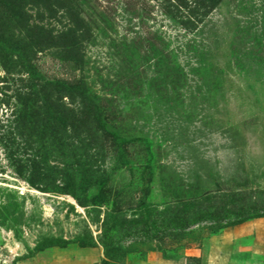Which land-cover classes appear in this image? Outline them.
Listing matches in <instances>:
<instances>
[{"label":"rangeland","instance_id":"rangeland-1","mask_svg":"<svg viewBox=\"0 0 264 264\" xmlns=\"http://www.w3.org/2000/svg\"><path fill=\"white\" fill-rule=\"evenodd\" d=\"M0 264H264V0H0Z\"/></svg>","mask_w":264,"mask_h":264}]
</instances>
